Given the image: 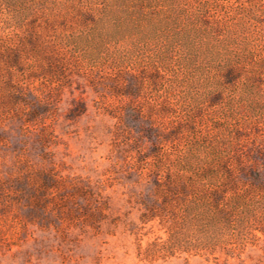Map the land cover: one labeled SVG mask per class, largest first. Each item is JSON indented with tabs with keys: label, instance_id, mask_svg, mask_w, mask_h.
<instances>
[{
	"label": "rangeland",
	"instance_id": "rangeland-1",
	"mask_svg": "<svg viewBox=\"0 0 264 264\" xmlns=\"http://www.w3.org/2000/svg\"><path fill=\"white\" fill-rule=\"evenodd\" d=\"M217 156L264 170V0H0V264H264L137 256L150 172Z\"/></svg>",
	"mask_w": 264,
	"mask_h": 264
},
{
	"label": "trees",
	"instance_id": "trees-1",
	"mask_svg": "<svg viewBox=\"0 0 264 264\" xmlns=\"http://www.w3.org/2000/svg\"><path fill=\"white\" fill-rule=\"evenodd\" d=\"M28 44L41 49L32 37ZM6 59L12 66L18 62L16 56ZM19 92L13 91L9 99L13 108L22 103L28 109L26 113L16 109V116L30 124L43 112L22 100ZM168 135L162 140H171ZM203 162L201 166L187 160L168 162L150 172L147 193L136 200L139 225L129 231L140 259L165 261L215 252L240 259L247 248L257 247L261 240L257 232L263 237L264 253V170L246 166L240 156H217ZM83 211L84 222L94 226L101 211H91L89 206ZM147 224L155 225L163 236L156 235L141 246L140 237L145 235L141 231Z\"/></svg>",
	"mask_w": 264,
	"mask_h": 264
}]
</instances>
